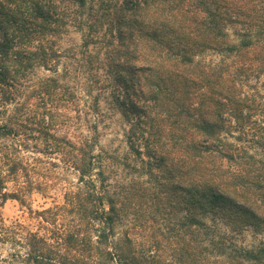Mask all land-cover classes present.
Instances as JSON below:
<instances>
[{
	"label": "trees",
	"instance_id": "trees-1",
	"mask_svg": "<svg viewBox=\"0 0 264 264\" xmlns=\"http://www.w3.org/2000/svg\"><path fill=\"white\" fill-rule=\"evenodd\" d=\"M71 55L105 67L94 85L152 190L106 174L99 96L58 72ZM262 92L264 0H0V212L13 200L27 215L0 213V264H264V244L220 231H264ZM33 193L52 204L32 209ZM142 198L151 210L119 230L123 201Z\"/></svg>",
	"mask_w": 264,
	"mask_h": 264
},
{
	"label": "rangeland",
	"instance_id": "rangeland-1",
	"mask_svg": "<svg viewBox=\"0 0 264 264\" xmlns=\"http://www.w3.org/2000/svg\"><path fill=\"white\" fill-rule=\"evenodd\" d=\"M79 36L77 33H75L72 29L68 30L66 34L63 35L61 38L60 44L62 50L66 52V50L70 49L71 46H74L78 44ZM66 56V54H64ZM71 55L68 58H63L61 65L59 66V73H62V69L65 67L69 70V76H67L71 80H76L79 82V84H83V87L87 89L86 84H91L92 88L91 91V99L95 96H99V107L97 111V116L95 114L91 113L90 116V126H96V129L94 130V135L98 139L97 143V152L105 154L108 159H113V167H110L106 174L110 177L111 180H113V184L115 183V186L118 188L119 191L123 192L128 189L129 184L135 183L137 181L143 182L148 181V179L145 176H140L139 174L142 172V163L138 160L133 159V157L128 153L126 144L124 141V131H125V125L123 123V120L119 116V114L115 113L114 111L110 110V107L105 99L106 94L99 93L100 89L99 87L94 85L95 80L98 76L104 75L106 72L105 67L101 64L102 67L98 66L94 62H88L86 58H82L81 55H76L73 57ZM99 67V70L97 68ZM43 72L38 71L37 74H42ZM105 82L110 84V82ZM94 85V86H93ZM107 85L103 84V87L105 88ZM109 90V87H108ZM101 94V96H100ZM264 94V92H262ZM81 104L79 106V110L82 112H85L86 107L88 106L89 100H87L84 97V94H81ZM78 122H81V116L80 120H76V124ZM80 127V126H78ZM91 127V129H92ZM82 130V127H81ZM34 158L40 159V166L42 168H45L44 163L47 162H56V159L54 157L47 158L43 154L37 153ZM109 161V160H108ZM43 163V164H42ZM108 166V164H105ZM53 173L59 180L57 181H63L67 182L69 180H73V174H71L68 171L62 170L60 168L52 169ZM52 172V171H51ZM149 182V181H148ZM152 182H149L148 185H145L147 190H152ZM147 194V191L146 193ZM52 198H56V201H59L60 196H58V193H51L50 195ZM52 198H45L42 197L39 194L33 193L28 203L31 205V208L34 210H40L42 208L49 207L53 199ZM123 211H124V217L119 225V230H125L128 228L133 220H137V217L139 216H146V214L151 210L150 202L146 199L138 200L137 202L124 200L123 201ZM26 210L22 208L18 202L13 200H8L3 205V208L1 209V218L5 222H9L12 220H20L23 222H26ZM132 226V225H131ZM130 226V227H131ZM221 233L223 236H227L226 238L229 240L231 244L243 246L246 248H254L257 246H260L264 244V231H260L259 233H256L251 228H248L241 232L240 234H230L226 229L222 228ZM171 257L169 254L165 255L164 264H169ZM177 264V263H174Z\"/></svg>",
	"mask_w": 264,
	"mask_h": 264
}]
</instances>
